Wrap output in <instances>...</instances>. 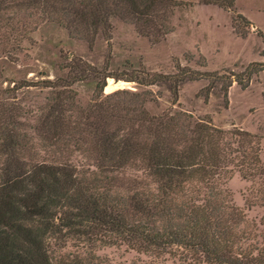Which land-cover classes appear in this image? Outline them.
<instances>
[{
    "label": "rangeland",
    "instance_id": "rangeland-1",
    "mask_svg": "<svg viewBox=\"0 0 264 264\" xmlns=\"http://www.w3.org/2000/svg\"><path fill=\"white\" fill-rule=\"evenodd\" d=\"M130 1L0 5V168L70 166L129 225L170 239L198 220L206 238L145 250L64 235L51 240L64 264H264V70L246 78L264 63V0H142L134 14ZM200 145L216 152L205 176L167 188L158 155Z\"/></svg>",
    "mask_w": 264,
    "mask_h": 264
},
{
    "label": "trees",
    "instance_id": "trees-1",
    "mask_svg": "<svg viewBox=\"0 0 264 264\" xmlns=\"http://www.w3.org/2000/svg\"><path fill=\"white\" fill-rule=\"evenodd\" d=\"M6 1L9 0H0V5ZM202 1L226 10H231L234 5L233 0ZM137 4L138 7L143 4L142 0L140 3L130 1L131 14L138 12ZM101 5L102 0H98L97 7ZM145 5L144 11L150 7L149 3ZM139 15L146 13L139 11ZM260 37L264 43V34H260ZM251 66L255 69L246 75L248 82L252 75L264 70V63H253ZM4 141V150L11 149L9 152L12 155L18 146V139L7 134ZM108 148L118 150L119 147L111 143V147H105L106 150ZM123 151L126 149L123 148ZM210 155L215 160L216 152L210 153L203 145L181 153L176 163H168L159 154L154 163L155 174L165 180L167 188L177 183L184 173L205 176L203 169L209 166L205 161L209 162ZM7 161L0 168V264H64L55 257L51 244V240L57 241L64 235L83 236L91 241L97 239L94 236L100 232L101 235L113 233L128 244L145 250L160 248L165 242L204 246L203 242L198 243L206 240L204 233L197 228L198 220L189 235L170 232L169 239L163 234L152 233L143 225H129L120 211L113 210L109 196L95 191L91 183H84L70 166L27 167L16 156L13 160L11 156L8 157ZM197 162L199 166L193 170Z\"/></svg>",
    "mask_w": 264,
    "mask_h": 264
},
{
    "label": "bare ground",
    "instance_id": "bare-ground-1",
    "mask_svg": "<svg viewBox=\"0 0 264 264\" xmlns=\"http://www.w3.org/2000/svg\"><path fill=\"white\" fill-rule=\"evenodd\" d=\"M119 83H121V82H119ZM113 84H115V83H113ZM113 84H112V81L109 80V86H112Z\"/></svg>",
    "mask_w": 264,
    "mask_h": 264
}]
</instances>
